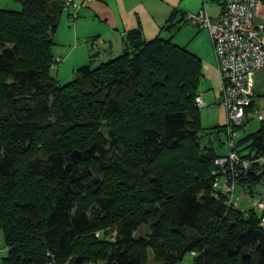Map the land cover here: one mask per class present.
I'll return each mask as SVG.
<instances>
[{"label": "trees", "instance_id": "obj_1", "mask_svg": "<svg viewBox=\"0 0 264 264\" xmlns=\"http://www.w3.org/2000/svg\"><path fill=\"white\" fill-rule=\"evenodd\" d=\"M17 1L0 8V264H264L261 214L215 187L227 151L202 140L226 136L201 126L200 58L132 31L120 56L61 85L65 0ZM240 144L264 151V125Z\"/></svg>", "mask_w": 264, "mask_h": 264}, {"label": "crops", "instance_id": "obj_2", "mask_svg": "<svg viewBox=\"0 0 264 264\" xmlns=\"http://www.w3.org/2000/svg\"><path fill=\"white\" fill-rule=\"evenodd\" d=\"M74 1L81 4L76 18L70 19L68 13H63L59 19L61 28L58 32L62 38L61 42L73 41V38L68 37L71 34L76 36L72 44L76 41L77 44L82 43L78 48L82 49L86 56L92 54L83 65L97 67L120 56L125 49V37L132 31H139L145 41L156 38L172 39L199 57L202 62V88L199 91L198 87V95L205 104L203 115L207 125H212L213 128L225 126L226 111L220 103L221 85L209 33L181 18L183 14L198 11L203 4L207 8L208 0H92L88 3H84V0ZM218 3L219 8L215 15H209L211 18H216L221 13L222 5L220 1ZM0 8L19 10L21 5L17 0H0ZM172 15L174 16L169 23ZM255 21L264 22V0H259L257 4ZM170 24L174 25L172 29H168ZM93 40H100L97 48H93ZM201 40L204 41V48L200 46ZM60 59V62L64 61V58ZM250 90L252 97L247 114L253 115L257 112L264 119V68L254 73ZM221 115H224L225 121L221 125L216 124ZM253 122L252 118L249 119L241 130V136L260 130L261 123Z\"/></svg>", "mask_w": 264, "mask_h": 264}, {"label": "built area", "instance_id": "obj_3", "mask_svg": "<svg viewBox=\"0 0 264 264\" xmlns=\"http://www.w3.org/2000/svg\"><path fill=\"white\" fill-rule=\"evenodd\" d=\"M92 0H84L88 3ZM221 13L211 18L205 4L196 12L186 13V22L208 31L220 79V103L226 111L224 126L227 154L215 160L219 172L216 189L227 197L231 209H240L250 201L261 214L264 224V151L241 146V130L249 119H264L257 112L247 114L251 104L250 83L254 73L264 68V22L255 21L259 0H220ZM81 4L65 0L63 10L70 19L77 16ZM98 40L92 45L97 47ZM61 59L56 58V62ZM199 108L205 106L202 98L195 99ZM244 149V150H243Z\"/></svg>", "mask_w": 264, "mask_h": 264}, {"label": "rangeland", "instance_id": "obj_4", "mask_svg": "<svg viewBox=\"0 0 264 264\" xmlns=\"http://www.w3.org/2000/svg\"><path fill=\"white\" fill-rule=\"evenodd\" d=\"M219 3L217 1H211L208 0L207 4H206V10L208 15L214 16L215 13L217 12V9L219 8ZM14 11V10H13ZM59 23L57 24V28L55 30V33L53 35V41H54V45L52 46V54L54 55L55 58L60 57V58H64V61L62 62H58L56 63L55 66H53L51 68V76L54 77L61 85H65L68 82L72 81L75 78V72H74V68H76L75 70H77L80 67L86 66L83 65L85 64L86 61H88V56L92 55H85V52L78 48L81 44H77V41L72 44L74 42V40H76V36H72L71 34L68 36L70 38H73L74 40H64L62 41V38H60V34L58 32L59 28ZM67 32V31H66ZM67 35V33H66ZM83 41V39L81 40V42ZM70 43L68 45V43ZM80 42V41H79ZM98 43H100V40L98 41ZM200 46L204 48V41L201 40ZM75 47V48H74ZM78 48V49H77ZM93 48H97V47H93ZM94 56L96 54H93ZM60 65V66H59ZM79 66V67H78ZM94 68V67H93ZM202 85H199V91L201 90ZM205 110V108H201V124L203 126V128L205 129H211L213 128L212 125H207L206 123V119L204 118L205 115H203V111ZM222 117L219 116V121H216V124H222L225 120H224V115H221ZM253 123L255 124L258 120L253 118ZM216 126V125H215ZM209 131H207L208 133ZM211 143V145L214 147L215 151L217 154H224L226 153V146L225 144V137L223 135V133L220 132L218 140H216L214 138V135H207L205 136V138L202 140V144L204 143ZM242 206H240L239 208L241 210H244L245 207H248L249 205H251L250 201H244L242 204ZM109 232V233H108ZM106 234V237H108V239H113L114 235H115V229H111L110 231H108ZM147 232V229L145 227H143L138 233H136V235L142 236ZM98 235V234H97ZM135 235V236H136ZM195 255V254H194ZM193 253L192 254H186L183 259L181 261H179L177 264H193V258L192 256H194ZM6 256V251L4 248V243H3V239H2V235L0 232V260L2 258H4ZM86 264H95V263H86ZM97 264H101V263H97ZM148 264H153L152 262V254L149 253V263Z\"/></svg>", "mask_w": 264, "mask_h": 264}, {"label": "water", "instance_id": "obj_5", "mask_svg": "<svg viewBox=\"0 0 264 264\" xmlns=\"http://www.w3.org/2000/svg\"><path fill=\"white\" fill-rule=\"evenodd\" d=\"M211 1H214V0H211ZM78 156H79V153H76V152L72 153V157H73L74 161H77Z\"/></svg>", "mask_w": 264, "mask_h": 264}]
</instances>
